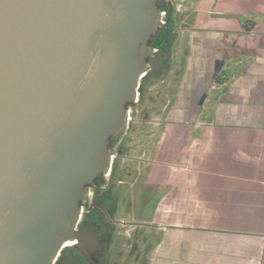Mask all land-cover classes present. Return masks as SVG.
Instances as JSON below:
<instances>
[{"label": "water", "instance_id": "water-1", "mask_svg": "<svg viewBox=\"0 0 264 264\" xmlns=\"http://www.w3.org/2000/svg\"><path fill=\"white\" fill-rule=\"evenodd\" d=\"M161 1L0 0V264H53L69 240L102 256L75 228L167 58L149 45Z\"/></svg>", "mask_w": 264, "mask_h": 264}, {"label": "crops", "instance_id": "crops-1", "mask_svg": "<svg viewBox=\"0 0 264 264\" xmlns=\"http://www.w3.org/2000/svg\"><path fill=\"white\" fill-rule=\"evenodd\" d=\"M254 27L206 28L201 43H189L200 57L181 84L191 94L179 89L171 102L181 113L193 99L199 113L189 128L203 133L172 135L177 146L170 144L150 173L159 186L169 187L158 208L155 264H264V33L259 36ZM203 83L207 88L200 91ZM198 91L200 109L194 102ZM211 102L215 117L200 121ZM167 120L174 132L184 126L182 118ZM185 146L187 171H176Z\"/></svg>", "mask_w": 264, "mask_h": 264}, {"label": "rangeland", "instance_id": "rangeland-1", "mask_svg": "<svg viewBox=\"0 0 264 264\" xmlns=\"http://www.w3.org/2000/svg\"><path fill=\"white\" fill-rule=\"evenodd\" d=\"M171 1L173 6L180 10V13L172 18V23H180L181 29L172 37L170 56L158 72L150 74L146 79L143 99L133 109L135 113H132L131 127L122 134L120 140L115 139L112 144L118 159L109 189L112 206H116V209L113 212L111 210L105 223L111 231L113 241L111 246L107 247L100 264H155L153 249L161 239L158 208L161 197L167 193L169 187L159 186L149 176L151 170L154 172L156 158L158 161L159 155L164 156L169 151L172 144L170 138L175 135L174 130H170L168 124L164 123L169 110H166V107L174 100L179 89L183 90L181 84L195 69L196 61L200 59L196 52L198 50L189 48V43H201L200 33L206 28L221 32L235 31L245 27L253 28L256 23L253 31L259 36L264 33V0ZM212 35L219 37L217 33ZM173 56L176 57L173 71L168 73L167 66L171 65ZM150 82L152 83L149 85ZM183 91L185 95L191 94L190 88ZM202 104V101L198 103L197 109H200ZM215 107V103L211 102L200 121L210 122L215 117ZM183 112L179 118L184 120L186 113ZM198 113L195 112L193 116L192 113L189 114V119L184 121L192 123ZM172 118L173 114H170L169 119ZM200 133L203 132H189L191 136ZM166 139H169V144ZM172 145L177 146L174 142ZM186 149L187 146L180 150L179 159L174 162L176 171H187L189 154L185 153ZM108 178L106 175V183ZM118 233L122 234V237H119ZM63 258L72 261L71 264H83L76 260V256L69 249L64 251Z\"/></svg>", "mask_w": 264, "mask_h": 264}, {"label": "flooded vegetation", "instance_id": "flooded-vegetation-1", "mask_svg": "<svg viewBox=\"0 0 264 264\" xmlns=\"http://www.w3.org/2000/svg\"><path fill=\"white\" fill-rule=\"evenodd\" d=\"M158 8L160 9L161 12H165L166 15L165 17L162 18V26L160 27V29L157 32V35L152 37L149 41V45L152 48V51L154 54H162L163 52L167 53V58H169L170 56V51L169 49L171 48L172 45V37L175 36L181 29L180 23L176 22L175 24L172 23V18L175 17L176 14H179L180 10L178 8H176V6H173V3L171 0H162L161 2L158 3ZM183 14V13H182ZM250 30V28H248ZM247 29V30H248ZM179 39V38H178ZM166 58V59H167ZM165 59V60H166ZM164 60V61H165ZM176 60V57L173 56L172 57V63L171 65H168V73L173 71V66ZM163 61V63H164ZM163 63L161 64V67L163 66ZM160 67V68H161ZM158 68L155 72L152 73H156L159 71ZM217 68V67H216ZM152 73H149L147 75H145L139 84V90H138V95L137 98L135 100L134 103H132L131 105L128 106V128L126 130L129 129V127H131L132 125V113L134 114L135 111L133 112V109L136 108V105H139L143 99V95H144V87L146 85V79L148 78V76ZM210 72L206 71V74L209 75ZM217 82L219 83V73H217ZM153 81V80H152ZM152 82L149 83V85ZM151 87V86H150ZM149 89V86L147 87ZM207 88V83H203L202 86L199 87L200 91L203 89V91H205V89ZM198 91L196 96H195V100L194 102L196 103V105L198 103H200L201 99H202V94L201 92ZM174 101V100H173ZM172 101V102H173ZM193 101L190 100V104L189 105H184L186 107V110H184L183 113L185 114V119L184 120H188L189 119V114L192 113V116L195 114L196 111L198 110H194V105L191 104V102ZM172 102H170L169 106L166 107V110L169 109L166 113V118L164 119V123L166 124V121H168L167 119H169V115L173 114V117L171 120L173 121V119H180L178 117H180V112H176V104H173ZM170 111V113L168 114V112ZM179 115V116H178ZM192 118V117H191ZM170 120V119H169ZM170 120V121H171ZM182 120V121H184ZM190 122V121H188ZM188 122H183L184 126L179 128V130L175 131V136L176 135H184V137H187V135L190 132V125L188 124ZM126 132V131H125ZM122 137V135L120 136V138ZM120 138H118L117 140H120ZM116 138H112L111 140V144H110V149L113 152V158H112V167L111 170L107 175L108 178V183H106V175H101L97 180H96V186L92 185L89 188V192H88V197L87 200L82 204V210H81V214L79 217V221L78 224L76 225V231L79 232V235L85 236L87 237V239H89L90 242H88V247H84L81 244V247L83 249H85V251L87 252V254L94 259V252H96V250H100L102 256L98 258L96 263H91L88 260V257L85 255V253H83L79 247L74 246V244L66 242V244L64 245L63 249L61 250V252L59 253L58 257L56 258V260L54 261L53 264H71L72 261L68 260H64L61 257L63 256V252L66 249H69L75 256H76V260H80L83 264H100L102 262L103 257L105 256L106 253V249L108 246H111L113 238L111 237V231L108 230V227H106V223H105V219L108 217V214L112 212L116 209V206H112L113 201L111 200V193H110V185L109 182L113 176L114 173V167L116 164V161L118 159V156L116 155L115 151L113 150L114 147L112 146L113 141ZM155 168V166H154ZM152 171V170H151ZM150 177V176H149ZM84 230H89V232H85ZM83 232L85 233V235H83ZM94 234L95 236L98 238L96 241H94ZM119 237H122V234H119ZM77 243V241H76ZM75 243V244H76ZM66 247V248H65ZM89 247H91V249H89Z\"/></svg>", "mask_w": 264, "mask_h": 264}, {"label": "built area", "instance_id": "built-area-1", "mask_svg": "<svg viewBox=\"0 0 264 264\" xmlns=\"http://www.w3.org/2000/svg\"><path fill=\"white\" fill-rule=\"evenodd\" d=\"M165 15H166V13L163 11V12H161V16H162V18L163 17H165ZM161 21H162V19H161ZM78 224V223H77Z\"/></svg>", "mask_w": 264, "mask_h": 264}, {"label": "bare ground", "instance_id": "bare-ground-1", "mask_svg": "<svg viewBox=\"0 0 264 264\" xmlns=\"http://www.w3.org/2000/svg\"><path fill=\"white\" fill-rule=\"evenodd\" d=\"M141 77H142V76H141ZM67 242L72 243V244H75V243H76V241H73V240H69V241H67Z\"/></svg>", "mask_w": 264, "mask_h": 264}, {"label": "trees", "instance_id": "trees-1", "mask_svg": "<svg viewBox=\"0 0 264 264\" xmlns=\"http://www.w3.org/2000/svg\"><path fill=\"white\" fill-rule=\"evenodd\" d=\"M63 253H64V252H63ZM61 258L64 259L63 256H62Z\"/></svg>", "mask_w": 264, "mask_h": 264}]
</instances>
